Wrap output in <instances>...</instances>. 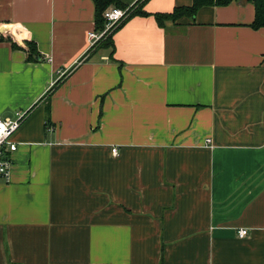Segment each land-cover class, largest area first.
Returning <instances> with one entry per match:
<instances>
[{"label":"crops","instance_id":"crops-1","mask_svg":"<svg viewBox=\"0 0 264 264\" xmlns=\"http://www.w3.org/2000/svg\"><path fill=\"white\" fill-rule=\"evenodd\" d=\"M191 4L147 0L112 50L92 0H0V264H264V28L251 0L153 18Z\"/></svg>","mask_w":264,"mask_h":264},{"label":"trees","instance_id":"trees-1","mask_svg":"<svg viewBox=\"0 0 264 264\" xmlns=\"http://www.w3.org/2000/svg\"><path fill=\"white\" fill-rule=\"evenodd\" d=\"M147 0H143L141 5L137 4L135 7L129 9L128 16L141 15L147 16V14L141 11V6ZM236 0H192V4L188 7H179L175 8L171 13H159L154 14L153 18L157 25L160 28H164L167 23H172L176 25V22L181 18H188L194 20L195 14L200 8L203 7H224L229 5L231 2ZM254 6V19L250 24V27L254 30H258L264 28V0H251ZM94 4V30L101 31L104 28L105 21L102 17V14L105 9L108 7H117L120 9L127 8L124 4H122L119 0H92ZM127 19V18H126ZM125 19V20H126ZM122 21L114 31L101 43H99L98 47L109 46L113 50V43L111 41L112 35L114 32L119 29L123 23ZM0 41H7L11 44L13 49H20L19 45L13 41L10 37H3L0 35ZM28 51V61H35L38 57V51L35 43L26 42L25 43Z\"/></svg>","mask_w":264,"mask_h":264},{"label":"built area","instance_id":"built-area-1","mask_svg":"<svg viewBox=\"0 0 264 264\" xmlns=\"http://www.w3.org/2000/svg\"><path fill=\"white\" fill-rule=\"evenodd\" d=\"M129 9H120L117 7H108L104 10L102 17L105 21L104 28L101 31L92 30L88 33L89 47L92 48L104 41L114 29L125 20L128 16ZM24 119L23 113H17L15 119H0V181L9 182L11 177V169L13 165L12 154L16 151L17 146L13 142V136L19 129ZM206 142H210L207 140ZM111 154L116 156L117 149L112 148ZM247 236L246 230H239L238 237Z\"/></svg>","mask_w":264,"mask_h":264}]
</instances>
